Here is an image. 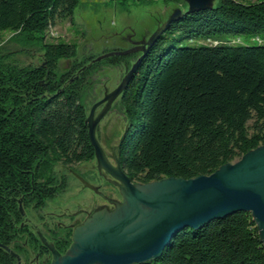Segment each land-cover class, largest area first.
<instances>
[{
	"label": "trees",
	"instance_id": "obj_1",
	"mask_svg": "<svg viewBox=\"0 0 264 264\" xmlns=\"http://www.w3.org/2000/svg\"><path fill=\"white\" fill-rule=\"evenodd\" d=\"M78 3L0 0V31L22 42L0 46V264L14 260L3 247L16 234L14 197L42 193L55 164L93 159L82 97L103 65L129 70L141 56L120 96L128 121L120 162L132 181L208 175L264 144V0H214L172 21L143 55L90 64L77 62L74 40L53 33L74 22ZM61 60L72 64L61 69ZM135 264H264V245L240 210L181 228L158 258Z\"/></svg>",
	"mask_w": 264,
	"mask_h": 264
},
{
	"label": "water",
	"instance_id": "obj_2",
	"mask_svg": "<svg viewBox=\"0 0 264 264\" xmlns=\"http://www.w3.org/2000/svg\"><path fill=\"white\" fill-rule=\"evenodd\" d=\"M184 1L186 7L173 9L148 39L138 41L140 44L130 49L104 54L100 59L138 51L143 55L172 21L186 12L214 4V0ZM140 59L141 56L113 91L91 107L86 119L98 165L119 181L123 200L113 209L96 210L77 225L64 254L47 244L53 253L50 264L144 263L158 258L181 228H201L212 219L240 210L251 213L264 245V144L248 150L234 162L220 165L208 175L188 179L168 176L145 183L135 182L121 167L118 153L117 166L106 159L95 136L97 123L121 96ZM102 103L101 113L94 116ZM3 247L10 251L8 246Z\"/></svg>",
	"mask_w": 264,
	"mask_h": 264
},
{
	"label": "rangeland",
	"instance_id": "obj_3",
	"mask_svg": "<svg viewBox=\"0 0 264 264\" xmlns=\"http://www.w3.org/2000/svg\"><path fill=\"white\" fill-rule=\"evenodd\" d=\"M184 2V0H79L74 11V22L71 24L68 20L57 22L53 33L61 40H74L77 45V62L90 64L104 54L139 45L138 41L148 39L173 9L183 8ZM259 37L264 40V33L259 34ZM257 38V36L254 38V43L257 42ZM234 41L241 42L242 39L235 38ZM0 46L20 49L22 42L10 32L0 31ZM91 57H94L93 60H90ZM21 59L27 62L35 61L37 56L21 55ZM135 60L136 56L130 58L132 63ZM71 64L72 60H61L60 68ZM127 71L124 64L103 65L92 74V82L86 87L82 97L87 116L96 102L119 85ZM103 107V103L98 105L94 116L100 114ZM127 125L128 121L120 105L119 96L112 102L95 129L96 139L106 159L115 166L119 138ZM52 172L53 175L49 183L44 185L45 190L42 193L27 198L20 195L15 201L18 208L14 218L16 234L10 248L17 251L16 244L21 248L23 258L19 264H50L53 255L50 257L51 260L46 259V251L42 250L48 247L47 244L54 247L50 235L53 234L55 240L59 239L64 228L74 230L96 210L113 209L116 203L123 200L119 181L115 178L111 181L95 158L72 166L55 164ZM66 246L63 248L64 252L69 248ZM11 264H17L16 260L14 259Z\"/></svg>",
	"mask_w": 264,
	"mask_h": 264
},
{
	"label": "flooded vegetation",
	"instance_id": "obj_4",
	"mask_svg": "<svg viewBox=\"0 0 264 264\" xmlns=\"http://www.w3.org/2000/svg\"><path fill=\"white\" fill-rule=\"evenodd\" d=\"M125 131H126V129L121 133V135H120V138H119V142H118V154H119V156H120V145H121V143H120V139H122V137H124V134H125ZM93 158H95L96 159V157H95V150H94V157ZM86 162V161H85ZM112 165H114L111 161H109ZM65 166H67V165H65ZM115 166V165H114ZM105 174H107V175H109V178H111V181H112V179L114 178L112 175H110L106 170H105V172H104ZM47 187H49L48 185H46ZM39 195V194H38ZM37 195V196H38ZM14 199L16 200V199H18V196H16V197H14ZM65 230H64V232H63V235L61 236L62 237V239H61V237L58 239V238H56V240H55V238L53 237V234L52 235H50L51 237H50V240L52 241V242H54V248L58 251V252H60L61 254H64L65 252V249L63 250V248L66 246V248L67 247H69L70 246V244H71V242H72V231H73V229L72 228H64ZM53 232V231H52ZM57 234V233H56ZM55 235V234H54ZM55 236H57V235H55ZM71 238V239H70ZM18 240H19V238H18ZM47 247V246H46ZM42 248V250H45L46 251V254H45V258L46 259H50V257H52V251H51V249L49 248L48 249V247L47 248ZM10 248V247H9ZM16 250L17 251H14V250H12L11 248H10V253H11V255H12V257H14V259L16 260V262H17V264H19V262L21 263V258H23L22 257V255H23V252L21 251V248H19V245L17 246V244H16ZM12 252L14 253V255L12 254ZM52 259V258H51ZM50 259V260H51Z\"/></svg>",
	"mask_w": 264,
	"mask_h": 264
}]
</instances>
